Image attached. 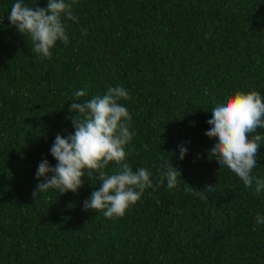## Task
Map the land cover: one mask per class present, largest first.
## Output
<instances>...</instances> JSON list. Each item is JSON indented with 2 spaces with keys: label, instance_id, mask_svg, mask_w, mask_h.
Listing matches in <instances>:
<instances>
[{
  "label": "trees",
  "instance_id": "1",
  "mask_svg": "<svg viewBox=\"0 0 264 264\" xmlns=\"http://www.w3.org/2000/svg\"><path fill=\"white\" fill-rule=\"evenodd\" d=\"M15 2L0 0V264H264V190L210 159L204 134L210 97L264 98V0H66L78 20L64 19L69 43L50 58L10 24ZM85 86L84 100L116 86L130 96L119 101L134 133L126 161L153 187L123 217L83 210L102 184L91 170L77 192L32 197L39 162L57 163L56 135L74 132L68 108ZM258 152L251 174L264 179V142ZM165 160L182 171L174 189L159 182ZM211 183L202 200L196 190Z\"/></svg>",
  "mask_w": 264,
  "mask_h": 264
},
{
  "label": "clouds",
  "instance_id": "2",
  "mask_svg": "<svg viewBox=\"0 0 264 264\" xmlns=\"http://www.w3.org/2000/svg\"><path fill=\"white\" fill-rule=\"evenodd\" d=\"M8 19L21 35L30 38L31 51L39 57L50 58L51 49L58 41L65 46L69 43L64 19L78 20V17L66 0H47L45 7L37 3L28 6L24 0H17L11 6ZM83 34H87L86 30ZM87 95V86L74 93L68 108L72 115L66 117L71 119L74 132L56 135L50 153L57 163L51 165L47 158L39 162L32 197L35 201L39 194L50 189L60 194L77 192L85 182V170H91L102 184L83 202V210L102 212L108 219L123 217L145 190L153 187L152 173L147 168L133 170L126 161L125 146L134 133L130 131L131 115L119 101L130 96L122 86L109 87L103 95H94L91 99H81ZM77 100L83 102L77 103ZM209 102L212 115L206 123L211 127L204 134L215 141L209 149V158L215 159L218 166L230 169L246 188L255 185L256 193L260 194L264 179L251 173L258 165V149L264 142V133L258 131L264 129V98L255 89L237 90L223 99L210 97ZM177 148L178 159L182 161L189 150L184 143ZM110 162L116 165L111 173L105 171ZM165 180L168 189L176 188L183 181L182 171L172 161L165 160L161 165L159 182L163 184ZM213 192L212 183L203 192L196 190L202 200ZM255 222L264 224V216L257 214Z\"/></svg>",
  "mask_w": 264,
  "mask_h": 264
}]
</instances>
